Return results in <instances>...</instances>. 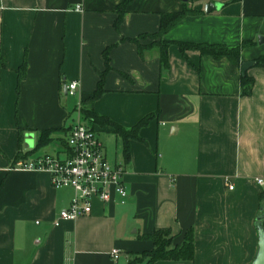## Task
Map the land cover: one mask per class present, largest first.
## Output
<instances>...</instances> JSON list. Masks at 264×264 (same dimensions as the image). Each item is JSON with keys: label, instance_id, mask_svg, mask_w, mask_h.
<instances>
[{"label": "crops", "instance_id": "0c3cea01", "mask_svg": "<svg viewBox=\"0 0 264 264\" xmlns=\"http://www.w3.org/2000/svg\"><path fill=\"white\" fill-rule=\"evenodd\" d=\"M123 1L0 0V264H129L153 248L143 236L157 229L169 230L174 244L192 230L194 256L152 264H252L257 222L264 230V67L248 68L253 84L244 95L240 64L264 56L257 41L264 0H131L118 21ZM210 3L215 8L205 12ZM183 7L196 13L153 35L163 13ZM177 41L240 46L239 64L197 49L183 54ZM102 72L103 92L91 100ZM71 80L79 84L76 121L82 110L94 111L131 128L154 115L127 153L110 127L91 126L115 136L111 155L103 144L104 152L123 164L127 197L94 200L90 214L54 224L72 188H54L46 172L12 166L63 152L64 137L54 131L30 153L42 130L65 127V134L76 122H67L61 100Z\"/></svg>", "mask_w": 264, "mask_h": 264}, {"label": "built area", "instance_id": "2783aa9c", "mask_svg": "<svg viewBox=\"0 0 264 264\" xmlns=\"http://www.w3.org/2000/svg\"><path fill=\"white\" fill-rule=\"evenodd\" d=\"M78 85L77 80L69 81L64 86L65 93L75 95ZM64 140L66 147L61 154L29 156L16 160L12 166L25 171L46 172L54 188H72L73 196L68 206L59 211L54 224L59 220L73 221L90 214L94 200L107 203L117 195L119 202L124 203L127 192L123 182V164L107 159L97 130L78 120L64 134ZM256 181L263 183L262 178ZM118 253L117 249L111 252L114 258Z\"/></svg>", "mask_w": 264, "mask_h": 264}, {"label": "trees", "instance_id": "16d2710c", "mask_svg": "<svg viewBox=\"0 0 264 264\" xmlns=\"http://www.w3.org/2000/svg\"><path fill=\"white\" fill-rule=\"evenodd\" d=\"M131 0H124L121 4H119L117 10L119 11L118 21H120L122 14L125 12V7L127 3H129ZM196 11L183 7L179 11L170 12V13H163L161 15L160 20V26L159 30L153 34L154 36H160L163 33H165L170 27H172L174 24H176L178 21H180L183 17L189 14H195ZM138 46L139 52L142 54L143 46L138 43V40H134ZM177 46L179 47L180 51L184 54L186 49H197L199 52L203 55H211L215 58L226 56L228 57L232 62L239 64V52H240V46L239 47H233L228 48L224 44H210L205 42H186V41H177L175 42ZM166 44L163 43L162 49H161V62L163 66H167V55H166ZM247 45V42L243 43V47ZM108 48H106L103 51V56L105 58L106 63V69L108 68ZM255 64L258 66L264 67V56H260L255 59ZM6 66V59L0 52V69L4 68ZM22 67L21 66L18 69V75L19 79L21 78L22 74ZM103 77L104 72L100 74V79L98 80L97 87L93 94L89 97V99L93 100L98 98L102 92V83H103ZM241 93L246 95L249 94L253 79L247 75V72H245L244 75L241 74ZM154 114H148L141 118L133 127L131 128H125L118 123L112 121L109 119V117L100 115L94 111H81L80 117L83 121L88 122L90 126L93 125H99L101 127H110L112 131L121 138L123 143V149L124 153H127V148L129 144L130 139H141L139 136V129L146 125L150 119H152ZM54 131H66L65 127L61 128H49L44 129L40 132L37 144L35 148L30 151V153H33V151L37 150L38 148L47 145L51 140V134ZM62 139V138H61ZM65 141V140H64ZM29 154V153H28ZM18 157H21V153L18 154ZM145 238H149L153 241L154 246L151 250L142 252L139 256L134 258L132 261L129 262V264L136 263L139 260L147 259L150 264L152 262L159 260V259H165V260H190L194 256V245H193V232L192 230H187L184 233V239L179 244L173 243V235L170 233L169 230H161L157 229L153 233L143 236Z\"/></svg>", "mask_w": 264, "mask_h": 264}, {"label": "rangeland", "instance_id": "374dc122", "mask_svg": "<svg viewBox=\"0 0 264 264\" xmlns=\"http://www.w3.org/2000/svg\"><path fill=\"white\" fill-rule=\"evenodd\" d=\"M76 99H77L76 96L65 95L64 93H62V95H61L62 102L66 105V107L70 111V116L68 117L67 122H73V121H76L78 119L77 111L73 110V105L75 104ZM99 134H100V138L103 141V144L108 147V154L111 155V151L113 152V148H114V145H115V139H116L115 136L112 135V134H108V133H106L104 131L99 132ZM25 136H26L25 138H27V136H28V138H30V140L33 142V140H34L33 134H27ZM54 136L55 137H57V136H61V137L63 136L64 137V132L63 131H56L54 133ZM26 140H28V139H25L24 144H25ZM54 143H56V142L52 141L45 148V150L52 149V146H53ZM117 150H120V139L119 138H118V141H117ZM37 153H40V152H35L34 154H37Z\"/></svg>", "mask_w": 264, "mask_h": 264}, {"label": "water", "instance_id": "95a60500", "mask_svg": "<svg viewBox=\"0 0 264 264\" xmlns=\"http://www.w3.org/2000/svg\"><path fill=\"white\" fill-rule=\"evenodd\" d=\"M214 8H215V4L210 3V4L205 5L204 11L210 12ZM257 41L259 44L263 43L264 42V36L259 35L257 37ZM254 63H255V61H243V62H241V64H240L241 74L244 75L245 72L248 70V68L253 66ZM256 227H257V231H258V250H257V253L254 257L252 264H264V230L261 227L259 222H257Z\"/></svg>", "mask_w": 264, "mask_h": 264}]
</instances>
